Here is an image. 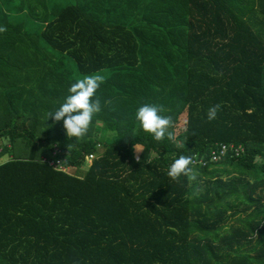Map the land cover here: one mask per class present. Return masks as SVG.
Masks as SVG:
<instances>
[{
  "label": "trees",
  "instance_id": "trees-1",
  "mask_svg": "<svg viewBox=\"0 0 264 264\" xmlns=\"http://www.w3.org/2000/svg\"><path fill=\"white\" fill-rule=\"evenodd\" d=\"M0 6L47 51H21L20 23L0 10V78L16 80L0 93V140L27 148L0 165V264H264V0ZM97 72L101 111L69 138L48 114L73 74ZM145 103L164 106L182 146L142 129ZM221 144L244 152L192 165L195 181L168 177L180 155L208 161Z\"/></svg>",
  "mask_w": 264,
  "mask_h": 264
},
{
  "label": "clouds",
  "instance_id": "clouds-1",
  "mask_svg": "<svg viewBox=\"0 0 264 264\" xmlns=\"http://www.w3.org/2000/svg\"><path fill=\"white\" fill-rule=\"evenodd\" d=\"M6 31V27H0V33ZM103 82L104 76L100 74H89L77 79L69 87V94L65 97L64 102L58 109L48 114L54 122H63L67 137L82 138L87 134L93 117L101 111V102L96 97V93ZM220 108L221 105L216 104L208 109V121L216 118ZM164 112L163 105L145 103L137 109L135 119L145 132L152 135L154 140L163 141L167 138L176 143L178 147L182 146L174 131H170L175 124L173 117L164 115ZM133 147L137 153L143 151L139 145ZM192 165V156L180 155L169 165L167 175L177 183L181 176L187 177L189 181H195L199 173Z\"/></svg>",
  "mask_w": 264,
  "mask_h": 264
},
{
  "label": "rangeland",
  "instance_id": "rangeland-1",
  "mask_svg": "<svg viewBox=\"0 0 264 264\" xmlns=\"http://www.w3.org/2000/svg\"><path fill=\"white\" fill-rule=\"evenodd\" d=\"M0 10L3 12V13H6L8 15V19L10 21H13V24L15 26H17L16 24L20 23V27H18L17 29H15V34L18 35V36H22V46H20V50L21 51H27L29 48L33 47V45H35V47L38 49V51H40V54L41 52L43 51L44 54L47 52L46 51V47L44 44H42L41 42L38 43V31H36L35 33V36L33 38H28L26 37V32H27V29L29 27H31V25L33 24V22H26V17H24V15H22V18L19 19V20H15V17H16V14L14 15V17H11L12 13L11 12H8L6 10V8H4V6H0ZM9 15H10V18H9ZM0 18H2V15H0ZM34 22H36L35 20H33ZM35 24H40L39 22H36ZM34 27L35 25H32V29L34 30ZM37 30L39 29L38 27L36 28ZM2 33H0V36H3ZM16 45L19 44V41L17 40L16 42H14ZM39 54V55H40ZM4 61L8 63V60L5 58ZM9 64V63H8ZM11 64V63H10ZM23 71V70H22ZM105 72L103 73H94V74H100V75H104ZM84 76L86 75H81V74H73V77L74 79H80V78H83ZM11 82H6L4 79H1L0 78V93H2L5 89V87H10V86H14L15 85V81L16 80H10ZM3 100V97H0V101ZM0 104H2V102H0ZM2 108V107H0ZM0 114H1V111H0ZM0 123H2V120L0 119ZM183 122H180L179 123V126L177 127L176 129V132L177 134L180 132V129H183ZM99 127L97 128V131H98ZM98 133H96V138H98ZM0 147L2 149L5 150V152L3 151V154L2 156H0V165H2L3 163H6L8 162L9 160L11 159H22V158H25L26 156V153H27V148L26 146L24 145L23 147L20 146L19 142H15L14 144H9L7 142V139H2L0 140ZM85 171V169H80V170H76V169H71L70 170V173L71 174H74V173H77V174H83ZM225 178V177H224ZM201 184V182H200ZM198 193H200L198 191Z\"/></svg>",
  "mask_w": 264,
  "mask_h": 264
},
{
  "label": "built area",
  "instance_id": "built-area-1",
  "mask_svg": "<svg viewBox=\"0 0 264 264\" xmlns=\"http://www.w3.org/2000/svg\"><path fill=\"white\" fill-rule=\"evenodd\" d=\"M244 152V148L241 145H234V144H221L216 150H213L210 153V158L208 161L201 159V158H196L193 157V165H200L202 167L206 166L207 162H215L217 160H220L223 156L227 155V154H233L234 156H239ZM58 153L57 149H55V153H53V155H56ZM3 154V149L0 147V156H2ZM92 156L88 155L86 157V161L88 163L91 162L92 160ZM43 161H45V159H42ZM49 166L53 167L55 170L58 171H62L64 172L63 167L61 166L60 162H50Z\"/></svg>",
  "mask_w": 264,
  "mask_h": 264
}]
</instances>
